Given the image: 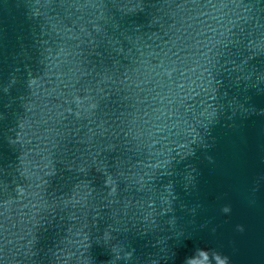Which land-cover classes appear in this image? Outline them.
Wrapping results in <instances>:
<instances>
[{
  "label": "water",
  "instance_id": "95a60500",
  "mask_svg": "<svg viewBox=\"0 0 264 264\" xmlns=\"http://www.w3.org/2000/svg\"><path fill=\"white\" fill-rule=\"evenodd\" d=\"M0 264H264V0H0Z\"/></svg>",
  "mask_w": 264,
  "mask_h": 264
}]
</instances>
